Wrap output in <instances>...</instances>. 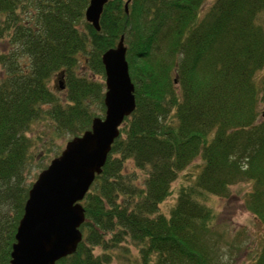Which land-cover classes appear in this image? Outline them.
<instances>
[{"label": "trees", "instance_id": "obj_1", "mask_svg": "<svg viewBox=\"0 0 264 264\" xmlns=\"http://www.w3.org/2000/svg\"><path fill=\"white\" fill-rule=\"evenodd\" d=\"M107 1L98 30L90 0H0V264H11L33 183L29 130L44 119L54 136H80L105 117L102 57L121 39L136 108L82 202L77 252L57 264H108L126 243L139 252L131 264H229L209 196L228 199L240 181L263 229L252 264H264V0Z\"/></svg>", "mask_w": 264, "mask_h": 264}, {"label": "water", "instance_id": "obj_2", "mask_svg": "<svg viewBox=\"0 0 264 264\" xmlns=\"http://www.w3.org/2000/svg\"><path fill=\"white\" fill-rule=\"evenodd\" d=\"M107 2L90 0L85 11L87 21L98 30ZM126 53L121 39L116 48L107 50L102 57L107 87L105 117L94 118L91 129L71 139L32 184L16 231L11 264H57L77 252L83 240L80 227L86 220L81 202L96 175L102 173L125 118L136 108Z\"/></svg>", "mask_w": 264, "mask_h": 264}, {"label": "rangeland", "instance_id": "obj_3", "mask_svg": "<svg viewBox=\"0 0 264 264\" xmlns=\"http://www.w3.org/2000/svg\"><path fill=\"white\" fill-rule=\"evenodd\" d=\"M213 1L207 0L203 5L204 8L209 7ZM262 16L264 18V12ZM82 72L84 73L85 70L82 69ZM61 80L60 76H56L51 81V86L59 96H64L62 92L65 89L59 86ZM93 109L96 113H100V105L93 104ZM262 111L264 112V107ZM31 128L29 134L33 136L36 142L34 152L37 155V160L32 165L31 174L27 180L29 183L33 182L32 184H34L39 175L51 165V162L61 155L66 143L76 136L71 134L54 136V127L50 125L48 120L44 119L35 123ZM51 139L52 141H50ZM202 163L203 161L199 157L195 158L189 167L181 171L173 184L175 193L163 202L160 207L161 212L166 214L169 212L170 208L175 204L178 187L181 184L186 185L189 182L188 179H194ZM128 164V171L134 173L135 170V172H138V169L133 166L134 164L130 162ZM251 186V182L240 181L230 186L231 196L228 199H220V196H209L210 205L217 215L212 235L218 239L220 244L224 245L223 248L226 251V259L229 264H252L253 253L258 251V246L262 240L263 229L261 228V223L255 218L252 211L247 208L246 195L252 189ZM125 246L128 249L124 247L113 250V259L108 264H131L134 262L135 258L138 257V249L129 243H126ZM100 249L102 248L97 247V251H100ZM230 253H232L231 256L229 255Z\"/></svg>", "mask_w": 264, "mask_h": 264}]
</instances>
